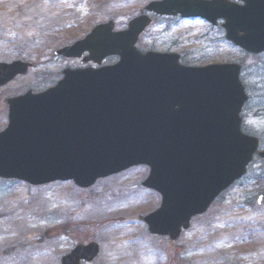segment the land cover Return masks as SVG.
<instances>
[{
  "label": "water",
  "instance_id": "water-1",
  "mask_svg": "<svg viewBox=\"0 0 264 264\" xmlns=\"http://www.w3.org/2000/svg\"><path fill=\"white\" fill-rule=\"evenodd\" d=\"M162 0L146 11L157 16L224 21L227 41L246 53H264V0ZM141 16L123 32L114 22L96 26L57 57L98 66L65 70L63 79L39 94L29 91L8 101L9 123L0 133V179L32 187L73 182L89 189L97 181L147 166L143 187L162 197L145 218L154 236L177 241L194 217L247 174L259 140L241 131L248 97L241 66H182L179 56L136 45L151 25ZM32 64L0 63V88L26 75ZM258 156L264 159V150ZM257 204L264 207V192ZM97 243L78 245L61 264H93Z\"/></svg>",
  "mask_w": 264,
  "mask_h": 264
},
{
  "label": "rangeland",
  "instance_id": "rangeland-1",
  "mask_svg": "<svg viewBox=\"0 0 264 264\" xmlns=\"http://www.w3.org/2000/svg\"><path fill=\"white\" fill-rule=\"evenodd\" d=\"M155 1L161 0H0V63L33 64L0 88V133L8 125L9 99L43 93L65 69L81 67L79 61L57 59V50L109 21L115 31L126 30ZM152 18L137 44L140 52L175 53L187 67H242L249 96L242 130L264 149V54L242 51L201 20ZM118 61L109 58L106 65ZM149 173L148 167H136L89 189L72 182L31 187L0 179V264H61L76 245L91 242L101 248L94 264H264V207L256 204L264 192V159L256 157L247 176L175 242L153 236L145 223L161 205V196L142 186ZM246 227L261 234L236 244Z\"/></svg>",
  "mask_w": 264,
  "mask_h": 264
},
{
  "label": "trees",
  "instance_id": "trees-1",
  "mask_svg": "<svg viewBox=\"0 0 264 264\" xmlns=\"http://www.w3.org/2000/svg\"><path fill=\"white\" fill-rule=\"evenodd\" d=\"M12 182L13 183H16L14 181H12ZM259 234H261V233L256 232L254 230V228L252 229L251 227H248V228L246 227L244 236L241 235V237L238 239V241H236V244H238V245H240V244L247 245L248 242L254 241V238L257 237V236H259ZM242 236H243V238H242Z\"/></svg>",
  "mask_w": 264,
  "mask_h": 264
},
{
  "label": "flooded vegetation",
  "instance_id": "flooded-vegetation-1",
  "mask_svg": "<svg viewBox=\"0 0 264 264\" xmlns=\"http://www.w3.org/2000/svg\"><path fill=\"white\" fill-rule=\"evenodd\" d=\"M229 2H231L232 4H235V3H238V4H240V0H229ZM146 13H145V8L140 12V15L139 16H142V15H145ZM205 23V22H204ZM208 26H210L208 23H206ZM210 27H212V26H210ZM212 28H214V27H212ZM214 29H221L222 30V22H220L219 23V25L217 26V27H215ZM223 31V30H222ZM81 64V63H80ZM103 65H106V61L105 62H103ZM87 67H93V68H95V66L93 65V64H88V66ZM75 69H77V68H75Z\"/></svg>",
  "mask_w": 264,
  "mask_h": 264
}]
</instances>
